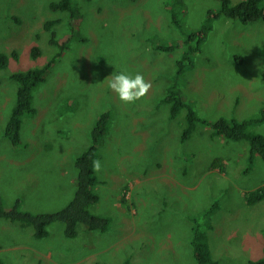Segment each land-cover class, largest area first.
<instances>
[{
	"label": "rangeland",
	"instance_id": "1",
	"mask_svg": "<svg viewBox=\"0 0 264 264\" xmlns=\"http://www.w3.org/2000/svg\"><path fill=\"white\" fill-rule=\"evenodd\" d=\"M49 1L0 0V19L19 14L29 19ZM93 1L88 12L95 20L85 19L79 29L67 21L60 25L57 40L71 41L62 53L51 45L37 60L26 57L13 63L4 75L0 71V197L7 209L19 199L28 212L64 209L75 197L76 159L89 142L88 128L97 114L91 116L88 108L106 93L119 100L108 87L111 76L141 73L152 87L134 104L115 101L116 116L99 158L101 169L95 172L100 181L108 183L99 186L101 199L90 211L110 217L112 227L105 234L84 233L80 225L81 235L72 240L66 237L65 225L56 223L47 239L37 240L32 227L0 219V259L7 264H126L129 258L128 264H196L193 220L197 216L201 220L216 199L221 210L212 216L209 231L212 257L225 264L263 258L264 202L251 206L247 195L264 186V162L256 160L250 171L245 170L249 165L247 144L212 141L208 131L181 144L169 108H159V102L170 85L177 84L186 101L195 102L201 118L263 116L264 23L245 26L227 18L216 21L193 68L188 67L176 80V61L183 48L165 53L156 47L184 42L209 11H219V0H183L187 14L178 17V28L168 13L172 0ZM231 1L238 4L243 0ZM55 16L62 18L61 14ZM36 27L30 26L28 35H34ZM56 54L47 83L36 92L37 114L24 117L21 125L23 142L32 144L16 149L4 136L7 109L13 100L9 75L43 66ZM76 96L81 104L73 102L72 106L78 112L67 116L72 141L67 143L64 134L53 141L37 139L43 130L55 132L60 108ZM87 113L77 128L76 120ZM254 129L264 135V123ZM217 157L225 171L207 172ZM123 185L128 187L129 207L112 197ZM122 192L124 195L126 189ZM185 209L189 219L179 213Z\"/></svg>",
	"mask_w": 264,
	"mask_h": 264
},
{
	"label": "trees",
	"instance_id": "2",
	"mask_svg": "<svg viewBox=\"0 0 264 264\" xmlns=\"http://www.w3.org/2000/svg\"><path fill=\"white\" fill-rule=\"evenodd\" d=\"M80 0H50L48 4L40 8V12L30 17L29 19L19 15H14L11 18L0 19V24L9 25L11 22L21 23L28 21L31 27L35 28L36 33H43L46 31L50 37L46 44L48 46H55L60 50L65 49L71 41L68 40L65 43H60L57 40L58 26L62 24V18L64 15L70 16L69 21L71 27H76L77 24L74 19L79 15L77 4ZM220 9L218 12L209 11L205 21L198 30L191 32L183 43L184 52L182 57L177 61L178 64H184L188 55L193 54L197 49L201 48L205 42L207 36L214 29V22L221 18H227L234 22H240L243 25H256L260 22L264 23V0H244L238 4H233L231 0H219ZM168 13L172 18V22L175 27L178 28L180 15H186L187 6L183 0H172L168 4ZM1 12V11H0ZM61 14L62 18H56L55 14ZM100 20L105 21L104 17H98ZM9 35L19 44L26 39L21 35L22 30H17L13 26L7 28ZM196 34V35H195ZM194 37V38H193ZM179 45L161 46L158 44L156 48L164 51L173 52ZM32 57L37 58L41 55L39 47L32 49ZM261 55L264 57V48L261 51ZM19 60V46H10L8 42L0 43V71L4 72L13 64ZM49 66L42 68L30 69L28 71H16L9 75V81L12 83L11 91L12 98L8 109L7 117L9 118L5 128V139H7L11 145L18 149L27 148L30 143L23 142L21 136V125L24 122V117L29 116L34 118L37 114V109L34 106V99L36 97L37 90L40 85L46 84L48 81ZM55 88V86H53ZM78 88L81 86H77ZM65 93L66 91H61ZM114 92L112 91V94ZM167 95L159 102V108H169V119L176 123L179 128V142L186 144L194 136H204L206 131L211 135L209 138L213 141L215 139H224L227 142L245 143L248 146L249 165L245 170L250 171L255 164L256 160L261 159L264 162V135L255 131V127L264 123V110L263 116L257 118H249L239 120L236 117L227 118H201L194 107V101H186L184 94L176 86H171L167 90ZM74 95V93H70ZM115 97L110 93H106L102 100L99 99L88 108L91 116L94 112L95 115L94 124H90L88 128V144L80 151L79 157L76 159V166L78 168L77 175V190L74 199L62 210L55 213H33L23 209V202L19 199L12 207L7 209L5 202L0 197V219H7L9 222L20 225L21 227H32L34 230L33 238L37 240H45L50 235V228L56 223H63L65 225V234L69 239H76L81 235L80 225L84 226L83 232H100L105 234L112 227V219L107 216H99L92 214L90 209L96 205L101 199L99 193V186L101 184H107L106 181H100L95 174L93 168V162L99 160L105 149L106 137L110 132V125L116 116V106H114ZM67 102L66 107H61L59 110L60 118L58 120V128L55 132L47 133L42 131L37 139L44 138L47 141H53L55 138H59L61 134L65 135L67 143L72 141V138L68 135V129L70 127V119L67 117L70 114H74L77 111L76 104H81L78 96L72 97V102ZM73 105L72 106V104ZM89 104V103H88ZM98 107V108H97ZM88 113L83 116L79 121L76 120L75 126L81 128V124L84 123V119L87 118ZM7 118V119H8ZM6 120V119H5ZM92 121V118H91ZM92 123V122H91ZM32 137V136H31ZM64 142H62L63 144ZM53 146L50 144L49 148ZM196 155L197 154H193ZM194 157V156H193ZM113 161L111 163L113 164ZM239 161H242L240 159ZM220 168V171H225L223 166H220V159L218 157L209 163L207 172L215 171ZM244 170V171H245ZM127 180V179H126ZM123 189H126L123 195ZM123 189L114 192L113 199L121 205L128 206V200L126 198L128 187L123 185ZM123 195V196H122ZM122 196V197H121ZM247 203L249 205H256L264 202V186L251 191L247 195ZM121 197V199H117ZM129 207V206H128ZM127 207V209H128ZM221 210L219 200L216 199L212 204L202 213L203 218H194L193 233L194 238L192 241V250L194 253V259L196 264H225L212 257L211 248L209 245V231L213 228L212 216L216 215ZM185 218L189 219L190 212L185 209L179 212ZM264 233V230H263ZM130 258L126 261L128 264ZM0 264H7L0 259ZM100 264V263H98ZM247 264H264V257L258 260H250Z\"/></svg>",
	"mask_w": 264,
	"mask_h": 264
},
{
	"label": "clouds",
	"instance_id": "3",
	"mask_svg": "<svg viewBox=\"0 0 264 264\" xmlns=\"http://www.w3.org/2000/svg\"><path fill=\"white\" fill-rule=\"evenodd\" d=\"M92 2H94V1L93 0H80L79 3L77 4L80 16H77V18L74 19V22L77 24L76 27L78 29L82 26L83 21L85 19H88L90 17L93 18L92 16H90L91 14L88 12V7L91 5ZM99 5L103 6L105 4L104 3H99ZM68 17H70V16L64 15V17L62 18L63 19L62 23L67 21L70 24V21H68ZM206 17H207V15H206ZM206 17H205V19H206ZM205 19H204V21H205ZM203 22H202V24H203ZM202 24H201V26H202ZM9 26H13L17 30H22L21 35H23L24 37L26 36V39L24 41H22L21 43H19V60H18V62L21 59L26 58V57H30V56H31V59L35 61V60H37L38 58H40L42 56L43 49L48 47L46 42H47L48 38L50 37V35H48L46 33V31H44L43 33H36L35 32L34 35H32V34L28 35V29L30 27V24H28V21H23L21 23L11 22L9 25L0 24V43L8 42L9 44H18L14 40V38H12L9 35L8 30H7V28ZM59 27L60 26H58L57 28L59 29ZM199 28H197L196 30H198ZM2 33H3V35H2ZM209 35H210V33H209ZM90 37H92V36H90ZM93 37H98V36L96 35V36H93ZM183 43L184 42H182L181 44H178L179 47L173 52L164 51V50H161L159 48H157V49H159L160 51L165 52V53H174L179 48H183V52H184ZM34 47H39L40 50H41V55L39 57H37V58L32 57V54H31L32 49ZM202 47H203V45H202ZM202 47L197 49V51L195 53L188 55V57H187L186 61L184 62V64H178L177 61L179 59L176 61V71H177L176 72V77H177L176 80H179L185 73H187V68L188 67H190V66L192 67L193 65H195L194 64L195 58L201 52ZM62 51L63 50H60L59 52L62 53ZM183 52H182V54H183ZM58 56H59V54H56L53 58H51L43 66H34V67L30 68V69L42 68V67L49 66V68L51 70V68L56 64ZM30 69H27V70H24V71H28ZM47 80H48V78H47ZM41 85H44V82ZM170 86H178V85L177 84H172ZM108 87L114 93H116V95H117V97H118V99H119V101L121 103H123L125 105H129V104H134L138 100H140L143 97H145L147 95V93L149 92V90L151 89L152 85H151L150 82L146 81L145 77L141 73H136L134 75L127 74V73H119V74H115V75L111 76V78L108 80ZM166 95H167V93H166ZM184 97H185V95H184ZM93 168L97 172L100 171L101 164H100L99 160H96V161L93 162Z\"/></svg>",
	"mask_w": 264,
	"mask_h": 264
},
{
	"label": "bare ground",
	"instance_id": "4",
	"mask_svg": "<svg viewBox=\"0 0 264 264\" xmlns=\"http://www.w3.org/2000/svg\"><path fill=\"white\" fill-rule=\"evenodd\" d=\"M196 35V34H195ZM194 38V37H193Z\"/></svg>",
	"mask_w": 264,
	"mask_h": 264
}]
</instances>
